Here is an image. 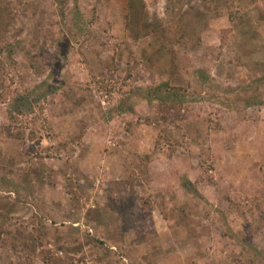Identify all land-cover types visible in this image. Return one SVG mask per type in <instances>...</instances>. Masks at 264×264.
Masks as SVG:
<instances>
[{"label": "rangeland", "instance_id": "rangeland-1", "mask_svg": "<svg viewBox=\"0 0 264 264\" xmlns=\"http://www.w3.org/2000/svg\"><path fill=\"white\" fill-rule=\"evenodd\" d=\"M45 82L0 98V264H264V0H0V95Z\"/></svg>", "mask_w": 264, "mask_h": 264}, {"label": "trees", "instance_id": "trees-1", "mask_svg": "<svg viewBox=\"0 0 264 264\" xmlns=\"http://www.w3.org/2000/svg\"><path fill=\"white\" fill-rule=\"evenodd\" d=\"M204 1L206 3L207 0ZM89 37L90 39H97V36L94 34V32H90ZM196 45L198 44L193 42L192 49H195ZM18 46V44L8 45L4 47L2 54L7 53L8 59H12L16 53ZM202 77L204 80L203 86H210V78L205 74H202ZM43 85L44 87L47 86V89L45 91H42ZM43 85L37 87L35 90L27 91L24 94H21L18 91L7 93L6 89L4 94L0 95V98L2 99L1 101H3V103L7 104L8 106L7 115L12 126H18L21 123L22 119L31 116L36 112L37 109L42 111L43 107L41 106V103L43 102V100L46 101L49 97L56 96L58 94V88L49 86L48 82H45ZM227 94L235 95L237 102L236 105L240 104L241 106L246 108L256 107L259 105L264 106V94L261 95V86L258 83H254L251 85H240L237 88H231L229 92H227ZM143 98L148 103L158 102L160 104V108L164 110L181 111L183 110L187 101L191 99V95L189 94L188 90L181 87L172 86L169 82H167L165 84L158 85L156 88L149 89L147 94H145ZM128 100L129 99H124L119 105L117 112H111L110 117L114 118V115H121L123 113H133L134 106L130 107ZM37 134V131H33L29 135V138L39 147L40 141H37ZM34 149L35 148H32V151ZM183 188L188 194L199 195V191L197 190L196 185L188 179L183 181ZM128 220L129 219H125V221ZM151 233L154 234L153 236H155V232ZM153 236L150 237L153 238ZM232 237L234 238V236Z\"/></svg>", "mask_w": 264, "mask_h": 264}]
</instances>
